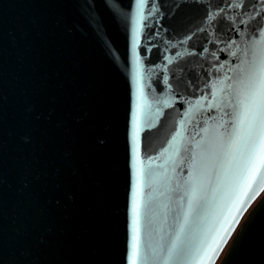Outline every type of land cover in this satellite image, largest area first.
<instances>
[{"label":"water","instance_id":"obj_1","mask_svg":"<svg viewBox=\"0 0 264 264\" xmlns=\"http://www.w3.org/2000/svg\"><path fill=\"white\" fill-rule=\"evenodd\" d=\"M234 2L0 0V264H124L134 234L145 264H264V180L227 152L243 72L264 64V35L248 23L261 5L205 17ZM52 96L67 134L41 149L33 123L37 143L20 145L24 106ZM56 169L76 192L80 238L53 251L35 245L38 207L19 189L46 173L33 186L43 201ZM193 187L199 202L186 217ZM182 223L190 251L169 258ZM90 232L96 242L82 243Z\"/></svg>","mask_w":264,"mask_h":264},{"label":"snow or ice","instance_id":"obj_2","mask_svg":"<svg viewBox=\"0 0 264 264\" xmlns=\"http://www.w3.org/2000/svg\"><path fill=\"white\" fill-rule=\"evenodd\" d=\"M259 2L261 5L260 10L257 11L256 6L253 5V11L256 12V16L250 17L248 23L255 22V28H259L260 33L264 35V25L260 24V19L264 17V0H259ZM237 7L241 9L242 13H246L244 0H236L234 3L227 4L225 9H219L216 14H213L210 10H205V17L209 22H215L218 19L225 18L223 13L227 9L235 11ZM228 23L230 27H235L234 21H228ZM240 23L241 25H245L246 22L242 20ZM200 31L206 32L207 30L200 29ZM215 31H219V28H216ZM209 42L214 43L213 41ZM46 78L44 76V79ZM240 83L242 87L238 91L240 99L237 105L236 123L227 143V152L237 161L243 173L252 172L264 180V64H261L259 68L249 65L244 70ZM4 100V97H0V129L5 127V118L2 111ZM56 102V97L52 96L46 98L43 109L38 108L36 105H25V116L18 122L14 140L26 147H31L36 144L37 136L35 129L32 127L33 123L39 125L41 149L46 142L53 141L61 134H67V127L64 121L57 122L54 119ZM135 135L136 133L133 131V143H135ZM4 143L0 139V154L3 152ZM98 143L102 145L104 140L99 138ZM71 162V159L63 160L65 166H70ZM45 175L46 173L34 172L31 180L25 179L21 182L19 190L22 193L32 196L38 207L40 225L34 237L35 245L43 249L58 251L62 247L71 246L73 239L80 238L71 231L72 225L76 222L78 216V210L74 208L76 192L70 187L64 186L60 179V169H56L50 186L45 189L50 195L41 201L35 196L33 186L41 184L42 178ZM5 186V177L3 174H0V194H2ZM198 202L199 196L197 195V189L193 187L189 194V211L185 214L186 217ZM137 208L138 206L134 200V233L136 232L135 217ZM87 211L92 213L94 209L89 207ZM184 228L185 225L182 223L178 228L176 238L167 249L169 258L173 255H184L190 251L180 242V234L184 231ZM96 240L97 234L90 232L86 236V240L82 241V243L93 244ZM75 251L73 254H75ZM96 252L97 249L94 248L93 253L95 254ZM148 255L147 249L141 255L137 236L134 234L129 249L122 255V261L124 264H145ZM30 264H39V261L38 259H34ZM57 264H65V262L58 261ZM97 264H104V262L99 261Z\"/></svg>","mask_w":264,"mask_h":264}]
</instances>
